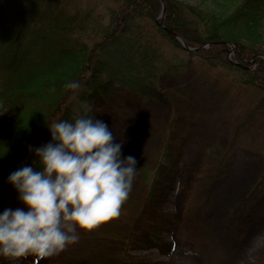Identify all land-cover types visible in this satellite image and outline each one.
Returning a JSON list of instances; mask_svg holds the SVG:
<instances>
[{"label":"rangeland","instance_id":"374dc122","mask_svg":"<svg viewBox=\"0 0 264 264\" xmlns=\"http://www.w3.org/2000/svg\"><path fill=\"white\" fill-rule=\"evenodd\" d=\"M65 1L89 16L91 28L106 25L119 6L116 0ZM174 1L203 7L201 0ZM158 42L164 54L185 57ZM158 87L165 104L118 86L108 99L88 103L117 139L123 136V154L136 157V179L119 215L81 231L78 242L56 255L0 257V264H264V92L198 59ZM170 126L182 134H170ZM170 138L182 139L179 156L169 180L148 198L150 170ZM17 207L23 205L6 208Z\"/></svg>","mask_w":264,"mask_h":264},{"label":"trees","instance_id":"16d2710c","mask_svg":"<svg viewBox=\"0 0 264 264\" xmlns=\"http://www.w3.org/2000/svg\"><path fill=\"white\" fill-rule=\"evenodd\" d=\"M116 1L108 23L91 28L89 16L65 0H0V212L19 202L11 196L9 174L36 167L34 147L50 141L48 125L72 119L82 101L106 100L118 86L165 104L158 84L191 59L226 69L234 82L264 92V60L253 61L264 53V0H201L204 8L162 0V27L195 52L158 25L160 0ZM158 40L185 57L164 54ZM70 81L80 88H65ZM89 114L99 118L94 109ZM170 134L182 133L170 126ZM181 140L170 138L160 150L148 198L156 184L169 180Z\"/></svg>","mask_w":264,"mask_h":264},{"label":"clouds","instance_id":"9594fccd","mask_svg":"<svg viewBox=\"0 0 264 264\" xmlns=\"http://www.w3.org/2000/svg\"><path fill=\"white\" fill-rule=\"evenodd\" d=\"M91 111L82 101L72 119L48 125L50 141L34 147L37 166L7 177L23 207L0 212V257L56 255L78 242L81 231L119 215L136 179V157L123 154V136L117 139Z\"/></svg>","mask_w":264,"mask_h":264},{"label":"water","instance_id":"95a60500","mask_svg":"<svg viewBox=\"0 0 264 264\" xmlns=\"http://www.w3.org/2000/svg\"><path fill=\"white\" fill-rule=\"evenodd\" d=\"M162 16H164V7L162 5ZM167 33L171 34L172 36H174L177 41L180 43L181 47L185 50V51H188V52H195L197 49H191L189 47H187L184 43V41L181 39V37L177 36L174 32H171V31H168V30H165ZM256 58H261L264 60V55H258L256 57L253 58V61L256 59Z\"/></svg>","mask_w":264,"mask_h":264}]
</instances>
